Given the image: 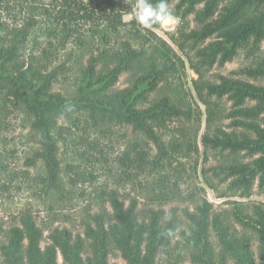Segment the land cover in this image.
<instances>
[{"label":"trees","instance_id":"16d2710c","mask_svg":"<svg viewBox=\"0 0 264 264\" xmlns=\"http://www.w3.org/2000/svg\"><path fill=\"white\" fill-rule=\"evenodd\" d=\"M23 1L34 10L40 8L36 5L39 0ZM167 4L175 17L194 15L199 25L181 30L173 43L182 53L187 49L194 52L195 59L188 54L186 58L197 75L192 81L195 95L204 105L201 143L205 151L225 156L214 166V174L228 181L239 195L247 196L255 181L259 187L264 186V83L231 75H219L217 81H211L205 73L214 64L230 62L242 49L253 52L259 48L264 39V0H167ZM42 12L51 15L47 8ZM58 12L50 21L60 24L58 30L50 27L43 31L35 17H28L21 25L5 26L0 31V111L12 104L31 117L30 127L40 144L35 158L46 166L50 184L60 187L54 131L58 119L71 113L86 112L93 123L106 119L128 124L153 140L160 153L167 154L159 130L174 117L191 119L193 113L190 107L185 109L167 95L149 98L173 71L170 52L185 66L184 60L153 31L160 24L151 29L139 24L125 29L123 15L132 14L133 5L119 0H63ZM86 23H90L91 40L97 38V51L78 74L73 73L74 84L65 92L55 90V83L75 69L67 62L72 48L58 61L61 56L57 46L61 48L69 38L84 45L81 33ZM120 31L127 35L115 45L113 35ZM45 33L54 36L56 43L42 44ZM149 34L156 36L166 50L156 47L148 53L145 69L131 86L112 90L123 70L133 67L144 54L140 48L152 41ZM102 59L112 65L98 71ZM240 72L255 80L263 78L264 55ZM222 98L230 102L228 108L218 104L217 99ZM196 115L201 121L203 113L198 110ZM224 119L228 122L223 126L220 122ZM130 147L134 155L129 163L144 167L145 151L140 143L133 142ZM102 197L111 209L91 214V221L84 225V237L56 227L48 234L49 242L42 245L43 229L31 214L22 215L19 224L7 229L0 223V264H58V255L68 264H114L108 260L113 247L124 264H157L160 258L164 264L185 260L194 264H264V203L237 202L231 215H211L212 205L204 199L194 210H184V230L174 209L168 215L155 207L140 212L136 198L131 197L125 204L113 188L103 191ZM233 221L241 225L240 232ZM211 230L217 236L216 244L210 238ZM177 231L183 243L175 253L173 239ZM253 241L257 242L256 252Z\"/></svg>","mask_w":264,"mask_h":264},{"label":"rangeland","instance_id":"374dc122","mask_svg":"<svg viewBox=\"0 0 264 264\" xmlns=\"http://www.w3.org/2000/svg\"><path fill=\"white\" fill-rule=\"evenodd\" d=\"M62 1L39 0L36 5L40 8L34 10L23 0H0V31L5 26L11 28L21 25L28 17H35L43 31H48L50 27L58 30L60 24L50 21L59 13ZM119 1L133 5L132 14L123 15V21L127 23L125 29L138 27L135 20L137 0ZM43 8H47L51 15L42 14ZM131 20L134 21L133 24L130 23ZM89 24L82 26L84 45L80 46L72 38L61 48L56 45L61 56L58 61H62L68 49L72 48L73 54L67 62L74 65L75 69L57 81L53 89L65 92L69 85L74 84L73 78L76 76L73 73L78 74L87 64L90 55L97 51V38L95 36L94 41L91 40ZM197 26L199 25L194 15L184 19L174 16V23L160 24L159 28L153 30L157 37L165 40L184 60L185 66L180 65L170 52L174 61L173 71L165 76L149 98L167 95L185 109L190 107L193 113L191 119L174 117L166 123L165 128L159 130L167 154L160 153L153 140L144 138L128 124H118L106 119L93 123L86 112L71 113L58 119L54 131L60 183V187L56 189L48 180L43 161L35 158L40 144L38 136L30 127L31 117L12 104L0 111V223L5 229L19 224L22 215L31 214L43 229L42 245L49 242L48 234L56 227L70 229L73 234L84 237V225L91 221V214L100 210L110 211L109 202L102 197V192L111 188L119 192L125 204L129 203L131 197L136 198L140 212L155 207L162 208L165 215H168L174 209L180 219V228L184 230L187 228L184 210H194L204 199L212 205L211 215H231L237 202L245 205L264 203V186L259 187L257 181L249 195L241 196L237 190L230 188L228 181L215 175L214 166L223 162L225 156L218 151H205L201 143V136L205 131L204 105L195 95L192 81L197 75L189 68L186 58V54L194 57V52L187 49L182 53L173 43L181 30ZM41 29L37 31L40 32ZM142 33L147 34L144 30ZM125 35L127 33L123 31L115 33L114 44L118 45L123 41ZM44 37L41 38L42 44L49 41L56 43L54 36L45 33ZM148 37L152 41L145 42L140 48L144 54L138 57L133 67L123 70L111 87L112 90L131 86L141 70L145 69V64L149 61L148 53L155 51L156 47L166 50L156 36L149 34ZM263 55L264 39L255 51L242 49L230 62L214 64L206 71L205 77L217 81L219 75H231L264 83V77L255 80L240 72L243 67L254 64ZM111 65L108 59H102L97 70L101 71ZM217 102L223 108L230 105L225 98L217 99ZM198 110L203 113L201 121L196 115ZM227 122L224 119L220 124L224 126ZM133 142L140 143L145 151L144 167L139 168L136 167L137 163H129L128 159L134 155L130 147ZM206 179H209L212 186H209ZM233 223L240 232L241 225ZM210 238L216 244L217 236L213 230ZM182 243V234L177 231L173 239L175 253ZM256 245L257 242L253 241L254 251ZM108 260L110 263L124 264L120 252L114 247L109 251ZM58 264L68 263L58 255ZM157 264H164L163 259L160 258ZM181 264L194 263L185 260Z\"/></svg>","mask_w":264,"mask_h":264},{"label":"clouds","instance_id":"9594fccd","mask_svg":"<svg viewBox=\"0 0 264 264\" xmlns=\"http://www.w3.org/2000/svg\"><path fill=\"white\" fill-rule=\"evenodd\" d=\"M136 22L146 29H151L156 24L169 25L174 23V15L169 9L167 0H137L135 7Z\"/></svg>","mask_w":264,"mask_h":264}]
</instances>
